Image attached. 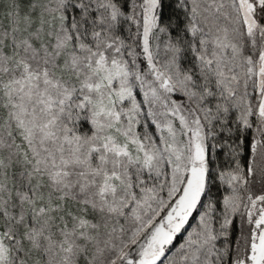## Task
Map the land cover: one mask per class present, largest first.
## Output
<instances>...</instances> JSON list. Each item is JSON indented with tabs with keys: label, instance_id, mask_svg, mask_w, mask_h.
<instances>
[{
	"label": "snow or ice",
	"instance_id": "snow-or-ice-1",
	"mask_svg": "<svg viewBox=\"0 0 264 264\" xmlns=\"http://www.w3.org/2000/svg\"><path fill=\"white\" fill-rule=\"evenodd\" d=\"M0 264H264V0H0Z\"/></svg>",
	"mask_w": 264,
	"mask_h": 264
}]
</instances>
